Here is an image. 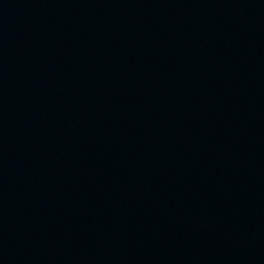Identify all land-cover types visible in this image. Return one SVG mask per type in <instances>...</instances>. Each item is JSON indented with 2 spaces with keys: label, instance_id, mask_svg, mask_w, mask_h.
Masks as SVG:
<instances>
[{
  "label": "water",
  "instance_id": "water-1",
  "mask_svg": "<svg viewBox=\"0 0 264 264\" xmlns=\"http://www.w3.org/2000/svg\"><path fill=\"white\" fill-rule=\"evenodd\" d=\"M0 264H264V0H0Z\"/></svg>",
  "mask_w": 264,
  "mask_h": 264
}]
</instances>
